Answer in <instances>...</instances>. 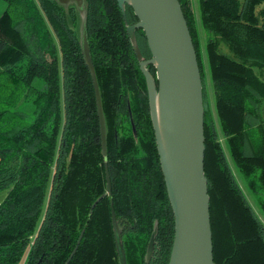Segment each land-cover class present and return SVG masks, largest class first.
I'll return each mask as SVG.
<instances>
[{
    "label": "trees",
    "instance_id": "trees-1",
    "mask_svg": "<svg viewBox=\"0 0 264 264\" xmlns=\"http://www.w3.org/2000/svg\"><path fill=\"white\" fill-rule=\"evenodd\" d=\"M0 13V263L168 264L174 213L151 118L147 80L118 0H85L84 18L105 119L103 145L79 8L5 0ZM200 63L191 0H180ZM223 134L264 209V0H200ZM142 56L151 49L134 30ZM43 36L53 43L47 56ZM153 74L156 67L148 64ZM205 107V172L216 264H264L254 209ZM32 102L33 108L18 107ZM153 230L152 254L146 258Z\"/></svg>",
    "mask_w": 264,
    "mask_h": 264
},
{
    "label": "water",
    "instance_id": "water-1",
    "mask_svg": "<svg viewBox=\"0 0 264 264\" xmlns=\"http://www.w3.org/2000/svg\"><path fill=\"white\" fill-rule=\"evenodd\" d=\"M74 2L85 9V0ZM132 5L138 19L127 25L145 74L160 164L174 213V237L168 264H216L210 213V194L205 172V107L203 79L196 46L180 0H118L124 9ZM144 29L151 55L143 57L134 30ZM82 46L95 81L103 145L105 119L96 75L93 71L86 25ZM156 67L152 73L148 64ZM122 264L124 253L114 216ZM153 230L146 258L155 240Z\"/></svg>",
    "mask_w": 264,
    "mask_h": 264
},
{
    "label": "rangeland",
    "instance_id": "rangeland-1",
    "mask_svg": "<svg viewBox=\"0 0 264 264\" xmlns=\"http://www.w3.org/2000/svg\"><path fill=\"white\" fill-rule=\"evenodd\" d=\"M191 4L194 10V16H195V28L199 43V49L201 51L202 55V68H203V81H204V88H205V96L206 101L208 104V107L210 108L211 113L213 114V117L215 119L216 127L219 131L220 139L223 144L224 151L227 155L228 160L230 161V164L233 168V171L235 173V176L237 180L239 181L241 187L243 188L245 194L247 195L248 199L250 200L251 204L253 205L254 209L257 211V213L261 216V218L264 220V209L259 204L257 198L255 197L254 193L251 191L249 185L247 184L245 178L243 177L241 171L238 169L234 158L231 154L229 144L226 140L225 135L223 134L220 118L218 115V109L216 104V97H215V88H214V82L211 74V67L210 62L207 54V48H206V34L205 29L202 22V15H201V8H200V0H191ZM6 5L5 0H0V13L3 10V8ZM80 14V20H79V30L80 33L82 31V25H83V11L79 10ZM43 43L45 47L46 55L49 57L52 55L53 50V43L49 36H43ZM18 107L31 110L33 108L32 102L22 103L21 101L18 103ZM8 191V187L0 189V200L5 196V194ZM27 253H25L22 257V259L14 264H23L26 260Z\"/></svg>",
    "mask_w": 264,
    "mask_h": 264
},
{
    "label": "crops",
    "instance_id": "crops-1",
    "mask_svg": "<svg viewBox=\"0 0 264 264\" xmlns=\"http://www.w3.org/2000/svg\"><path fill=\"white\" fill-rule=\"evenodd\" d=\"M0 264H4V263H0ZM14 264V263H13Z\"/></svg>",
    "mask_w": 264,
    "mask_h": 264
}]
</instances>
